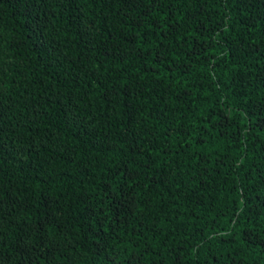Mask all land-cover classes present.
Segmentation results:
<instances>
[{"label":"trees","instance_id":"16d2710c","mask_svg":"<svg viewBox=\"0 0 264 264\" xmlns=\"http://www.w3.org/2000/svg\"><path fill=\"white\" fill-rule=\"evenodd\" d=\"M0 264H264V0H0Z\"/></svg>","mask_w":264,"mask_h":264}]
</instances>
